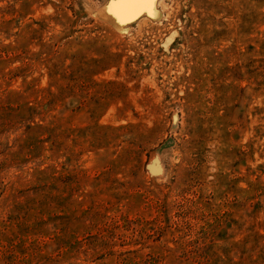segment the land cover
<instances>
[{
    "label": "rangeland",
    "instance_id": "1",
    "mask_svg": "<svg viewBox=\"0 0 264 264\" xmlns=\"http://www.w3.org/2000/svg\"><path fill=\"white\" fill-rule=\"evenodd\" d=\"M112 3L0 0V264H264V0Z\"/></svg>",
    "mask_w": 264,
    "mask_h": 264
},
{
    "label": "snow or ice",
    "instance_id": "2",
    "mask_svg": "<svg viewBox=\"0 0 264 264\" xmlns=\"http://www.w3.org/2000/svg\"><path fill=\"white\" fill-rule=\"evenodd\" d=\"M152 2L154 0H113L110 11L123 20L136 16L146 3Z\"/></svg>",
    "mask_w": 264,
    "mask_h": 264
},
{
    "label": "bare ground",
    "instance_id": "3",
    "mask_svg": "<svg viewBox=\"0 0 264 264\" xmlns=\"http://www.w3.org/2000/svg\"><path fill=\"white\" fill-rule=\"evenodd\" d=\"M146 5H148V4H146ZM146 7V6H145ZM150 9H151V7H150ZM150 9H148V10H150ZM143 10H144V8H143ZM147 12H149V11H147ZM140 14V13H139ZM136 17V16H135ZM126 19V18H125ZM132 19H134V18H132ZM130 20V19H129Z\"/></svg>",
    "mask_w": 264,
    "mask_h": 264
}]
</instances>
